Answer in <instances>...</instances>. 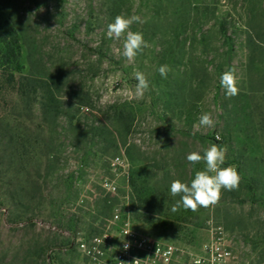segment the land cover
Returning <instances> with one entry per match:
<instances>
[{"label":"rangeland","instance_id":"1","mask_svg":"<svg viewBox=\"0 0 264 264\" xmlns=\"http://www.w3.org/2000/svg\"><path fill=\"white\" fill-rule=\"evenodd\" d=\"M45 1L0 0V22L10 20L21 35L24 74L58 75L64 111L59 120L44 122L38 104L25 112L15 106L18 98L11 93L8 110L4 104L0 108V115H15L36 147L35 159L16 174L20 166L8 165L11 150L0 146V264H32L25 256L35 242L46 247L62 240L46 225H56V207L66 197V208L86 225L99 220L102 199L109 198L112 207L128 204L136 227L158 240L197 253L220 228L238 264H264V0H191L200 12L180 30L169 0H118L115 6L112 0ZM206 8L216 9L228 39L218 26L207 33L216 22L205 25ZM121 14L145 21L131 28L148 44L133 61L121 55L123 40L107 37V25ZM257 33L262 42L248 46V37L257 38ZM190 62L207 67L210 80L207 86L201 78L192 88L187 84L180 106L177 78L184 79ZM164 64L171 68L166 79L158 71ZM230 68L236 70L240 89L231 98L220 85ZM136 71L150 81L142 98L135 96ZM115 109L126 111L120 125ZM202 112L212 114L214 128L197 127ZM89 127L109 129L114 137H94L85 133ZM212 143L227 147L224 166L238 169V190H222L219 202L207 208L172 212L180 199L170 193L172 181L190 183L205 169L203 162H188L187 154L202 153ZM116 155H125L132 169L117 196L101 187L105 160ZM28 178L41 185V195L32 203L14 196L16 179Z\"/></svg>","mask_w":264,"mask_h":264},{"label":"trees","instance_id":"2","mask_svg":"<svg viewBox=\"0 0 264 264\" xmlns=\"http://www.w3.org/2000/svg\"><path fill=\"white\" fill-rule=\"evenodd\" d=\"M49 0H46L44 4H47ZM59 1V0H56ZM113 5H117L118 0H112ZM34 3L38 4L36 0H33ZM171 6V13L173 16H177V20L181 21L179 25H177V29H181L184 27L186 22H189L192 18V14L196 17L199 14V9L194 6L191 0H169ZM117 9V8H116ZM114 13V10H113ZM205 16V25L212 21H215L211 28L207 33L211 31L215 26H218V33L225 39L227 37V29L224 23L218 22L216 17V9H208L206 8L203 11ZM194 17V16H193ZM187 24V23H186ZM254 31V27H250ZM203 34V44L206 47L209 46L207 36ZM262 42L261 36L257 33V38L255 35H250L247 39L248 46L256 47L257 41ZM23 47L21 43V35L16 30V28L12 25L10 20L6 19L5 21L0 22V108L2 104H4L5 112L8 110L7 97L8 95L14 94L18 98V101L15 106L19 107L21 110L25 112H31L33 106L38 104L41 110L42 119L44 122L56 121L59 120L62 116H64V111L61 105V97H60V80L58 75H37L33 70L29 72V74H24L25 66L22 64L21 60L23 57ZM185 69L183 71L182 77L177 78L176 83L178 85L177 94L178 100L182 103L178 102V105L184 106V102L182 101L185 98L182 89L187 88V84L190 85V88L193 86V82L201 78V84L204 86L208 85L210 80L209 69L202 65L201 67H197L194 63L190 62L185 65ZM18 75V76H17ZM180 83L183 84V87L180 88ZM176 96V97H177ZM115 122L117 125H120L124 116L126 115V111L123 109H115L114 113ZM15 115L4 113L0 115V130L4 133H0V146H3L4 149L11 150L10 155L8 156V165L10 167L20 166V168H16L15 173L19 174L24 171V167H26V163L29 162V159H35L36 147L34 146V142H32V136L26 133L25 130H22L21 125L15 118ZM72 124V122H71ZM81 130V127H79ZM91 134L94 136H102L104 134H109L114 137V132L109 129H101L100 127H89L85 133ZM94 136V137H95ZM115 143V138H112ZM48 156L52 153L48 152ZM26 162V163H25ZM26 170V168H25ZM40 178V177H39ZM17 181V191L14 194L16 198H23L27 200V202L32 203L36 200L37 194L41 195V185L36 180H32V178H28L27 181H22L20 179H16ZM27 183L30 186V189H27L28 186L24 184ZM72 187L71 183L68 184V189L70 190ZM67 201H69L68 197L64 198L61 203L56 207L55 215L57 214V220L55 222L58 228H63L67 230H73L76 227L84 225V227H90L93 229L92 224H84L80 218L75 213H72L66 208ZM111 200L109 198L102 199L103 207H100L97 212V217L99 220L103 221L105 217L109 215L105 210L111 209L110 206ZM16 207H22L17 203ZM80 210V209H78ZM27 222H32V219H25ZM65 244L62 240H57L55 243L51 245H47L46 247H41L39 243L33 244V250H29L26 253L25 259H30V263L38 264L40 261L42 264H47L46 256L47 252L51 248L61 247ZM67 256V254H66ZM69 258L72 261L75 260V256L73 253L68 254ZM62 253H57L55 256V260L59 261L60 264H67L68 261H64L62 258Z\"/></svg>","mask_w":264,"mask_h":264},{"label":"built area","instance_id":"3","mask_svg":"<svg viewBox=\"0 0 264 264\" xmlns=\"http://www.w3.org/2000/svg\"><path fill=\"white\" fill-rule=\"evenodd\" d=\"M107 175L101 187L110 195H118L121 182L128 183L131 177V163L125 155H116L105 160ZM126 207L113 206L103 221L92 223L90 227L61 229L46 225L65 242L61 247L47 252V264H60L55 260L57 253H73L74 261L67 264H238L226 235L219 228L217 235L197 252H190L173 243L158 240L149 233L138 229ZM125 244L129 247L126 249Z\"/></svg>","mask_w":264,"mask_h":264},{"label":"clouds","instance_id":"4","mask_svg":"<svg viewBox=\"0 0 264 264\" xmlns=\"http://www.w3.org/2000/svg\"><path fill=\"white\" fill-rule=\"evenodd\" d=\"M139 15H117L114 21L107 25V37L114 40H123L121 55L128 61H133L136 56L142 53L148 46L141 32L131 30L135 23H144ZM162 78H167L171 71L169 65L164 64L158 68ZM137 81L135 85V96L142 98L150 89V81L140 71L134 73ZM220 85L225 90L227 97L231 98L239 94L238 77L235 68L226 70L220 77ZM216 121L210 112H202L197 127L214 128ZM215 139L221 140L219 133ZM227 147H221L212 143L203 152L192 151L187 154L186 159L192 164L203 162L205 169L197 171L190 183L182 182L179 179L172 181L170 193L173 197L180 199L172 206L171 211L177 212L181 207L185 210L197 211L199 207L207 208L219 202L222 190H238L241 183V175L238 169L229 165L225 167ZM129 247L125 244V248ZM140 259H134L132 264H139Z\"/></svg>","mask_w":264,"mask_h":264}]
</instances>
